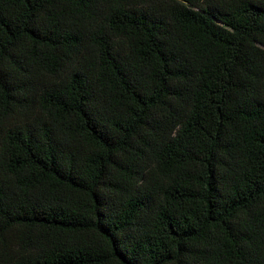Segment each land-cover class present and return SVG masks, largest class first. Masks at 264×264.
I'll list each match as a JSON object with an SVG mask.
<instances>
[{
	"label": "trees",
	"instance_id": "obj_1",
	"mask_svg": "<svg viewBox=\"0 0 264 264\" xmlns=\"http://www.w3.org/2000/svg\"><path fill=\"white\" fill-rule=\"evenodd\" d=\"M0 264H264V0H0Z\"/></svg>",
	"mask_w": 264,
	"mask_h": 264
}]
</instances>
